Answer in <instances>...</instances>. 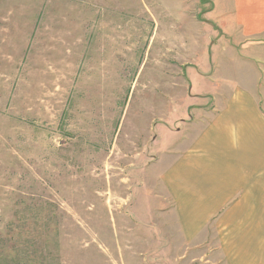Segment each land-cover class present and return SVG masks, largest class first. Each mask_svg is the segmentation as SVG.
Masks as SVG:
<instances>
[{"label": "rangeland", "instance_id": "obj_1", "mask_svg": "<svg viewBox=\"0 0 264 264\" xmlns=\"http://www.w3.org/2000/svg\"><path fill=\"white\" fill-rule=\"evenodd\" d=\"M230 7L0 0V264L183 253L139 192L153 189L155 153L192 132L182 120L237 87L264 89V40H239Z\"/></svg>", "mask_w": 264, "mask_h": 264}, {"label": "crops", "instance_id": "obj_2", "mask_svg": "<svg viewBox=\"0 0 264 264\" xmlns=\"http://www.w3.org/2000/svg\"><path fill=\"white\" fill-rule=\"evenodd\" d=\"M229 1L238 39L263 41L264 0ZM257 86L237 87L199 120H182L192 132L155 153L153 189L139 194L151 198L161 225L172 221L183 249L168 259L158 245L164 263L264 264V89Z\"/></svg>", "mask_w": 264, "mask_h": 264}]
</instances>
